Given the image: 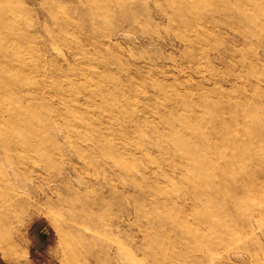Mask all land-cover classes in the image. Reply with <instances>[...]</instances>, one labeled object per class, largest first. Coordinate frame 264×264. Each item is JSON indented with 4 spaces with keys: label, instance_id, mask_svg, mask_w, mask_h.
Segmentation results:
<instances>
[{
    "label": "rangeland",
    "instance_id": "1",
    "mask_svg": "<svg viewBox=\"0 0 264 264\" xmlns=\"http://www.w3.org/2000/svg\"><path fill=\"white\" fill-rule=\"evenodd\" d=\"M0 203L5 263L264 264V0H0Z\"/></svg>",
    "mask_w": 264,
    "mask_h": 264
},
{
    "label": "crops",
    "instance_id": "2",
    "mask_svg": "<svg viewBox=\"0 0 264 264\" xmlns=\"http://www.w3.org/2000/svg\"><path fill=\"white\" fill-rule=\"evenodd\" d=\"M41 231V230H40ZM38 244V240H36V245ZM39 246H40V244H38ZM37 250H39L38 249V247H35ZM24 256V264H33V262H32V259H31V256H30V252H29V248H28V250H27V252L26 253H24L23 254ZM3 259H5L3 256H1V258H0V264H15V263H13V262H15V261H7L6 263L4 262V260ZM17 264H19V263H17Z\"/></svg>",
    "mask_w": 264,
    "mask_h": 264
},
{
    "label": "bare ground",
    "instance_id": "3",
    "mask_svg": "<svg viewBox=\"0 0 264 264\" xmlns=\"http://www.w3.org/2000/svg\"><path fill=\"white\" fill-rule=\"evenodd\" d=\"M13 148H14V146H13ZM12 147H11V149L12 150H14ZM6 184H8V183H6ZM200 186V185H199ZM12 187V186H11ZM12 191H13V188H12ZM15 191V190H14ZM12 194V193H11ZM10 199H11V197H10ZM11 201H13V200H11ZM1 203H3V202H1ZM1 203H0V205H1ZM7 203H5V205H6ZM11 204H13V202L11 203ZM7 206V205H6ZM9 206H11V205H9ZM5 211H6V209H4ZM1 216V215H0ZM2 223V222H1ZM90 254V253H89ZM142 254V253H141ZM149 255H150V253H149ZM163 255V254H162ZM147 257V256H146ZM155 257V256H154ZM156 258V257H155ZM95 260V259H94ZM156 260H157V258H156ZM105 264V263H104ZM141 264V263H140Z\"/></svg>",
    "mask_w": 264,
    "mask_h": 264
}]
</instances>
